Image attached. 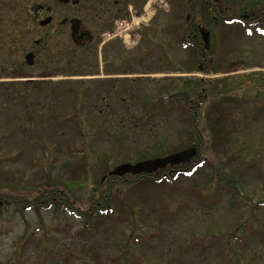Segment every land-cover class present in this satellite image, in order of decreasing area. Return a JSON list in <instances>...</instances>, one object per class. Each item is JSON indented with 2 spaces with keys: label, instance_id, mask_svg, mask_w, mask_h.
Listing matches in <instances>:
<instances>
[{
  "label": "rangeland",
  "instance_id": "1",
  "mask_svg": "<svg viewBox=\"0 0 264 264\" xmlns=\"http://www.w3.org/2000/svg\"><path fill=\"white\" fill-rule=\"evenodd\" d=\"M200 1L128 0L104 29L83 4L94 41L77 46L69 26L45 36L70 11L58 0H0V193L11 199L0 264H264V0L208 1L262 28ZM189 15L210 33L207 72L186 43ZM113 29L123 36L101 38ZM201 77L217 94L202 107L213 139L199 148L178 107ZM149 95L163 105L149 111ZM190 148L188 163L207 162L171 180L122 179L109 214L24 205L48 182L87 209L118 166Z\"/></svg>",
  "mask_w": 264,
  "mask_h": 264
},
{
  "label": "trees",
  "instance_id": "2",
  "mask_svg": "<svg viewBox=\"0 0 264 264\" xmlns=\"http://www.w3.org/2000/svg\"><path fill=\"white\" fill-rule=\"evenodd\" d=\"M208 1L211 0H201L200 2L205 5L206 10L211 12H216L215 4L208 3ZM217 2L219 1L217 0ZM222 10L220 13L219 12L216 13L220 14V17H224V20L226 19V22L233 23L236 21L237 22L240 21L244 23L246 26L249 24L250 26H256L257 28L260 27L262 28L260 22H258L259 20L251 21V19H248L247 17L239 18L235 16L234 17L225 16L226 14L222 12ZM188 19H189L190 34L188 39H186L187 41L186 43L188 45H193L196 47V53L198 52L197 58L200 60V62L203 61L201 66L205 67L204 69H200V70L207 72L206 69L208 68L207 63L209 60L206 58L207 55L204 54L207 51L204 47V44L200 41L201 38L200 36H198L197 26L193 25L194 23L192 22V20L194 19V17L189 15ZM196 34L197 36H195ZM124 59L125 58H120L119 62H121ZM192 83L189 82V86H190L189 90L181 94V97L179 99L180 102H179L178 110L180 111L181 118L184 119L185 123L187 122L190 123L188 131L186 129V132H188L190 134V137L193 138L192 139L193 143L200 148L202 146L209 145V143L213 139V132L210 129H208V126L203 122L204 121L203 114H205V112H204V108L202 107H204V103L209 97L211 98L212 96H215L217 93L216 94L214 92L211 93L210 91L213 85L212 79L209 78L203 79L201 77L195 79V82ZM176 97L177 96L174 95L169 96V94L166 96V98H171L172 100L177 99ZM144 100L146 101V104H148L149 111H153L154 108L159 107V105H163V103L159 104V102L161 101V97L159 95L155 99L151 98L149 95ZM148 151L149 149L147 150V152ZM199 151L202 152V150ZM138 153L141 154L143 152L139 151ZM144 155L145 154H141V157H143ZM161 157H163V155ZM205 162L207 161L203 160L202 162H200L198 160L194 162L191 161L190 163L181 164V165H175L169 163L162 168H158L157 170L151 172H142L139 174L128 173L126 175H119L112 173L114 170L110 171L104 177V180L101 181L100 193L98 194V196L87 202L89 204L87 209L86 208L84 209L80 204H78L76 199L69 198V196L65 194L64 190H60L55 184H51L48 182L44 183L43 185H40L39 188L37 187L33 189H27V193L29 194L31 193L33 198L32 200L29 201L30 204L28 203L24 204L23 201H20V203L26 205L25 207H27L28 209L31 208L35 209V206L46 208V207H50L53 204H59L62 206V208L65 211L70 212L71 214L75 215L78 218L86 217L88 219H91L94 217H99L101 215L109 214L112 211L111 202L112 199L122 191V187L120 185L122 179L124 181L122 183H125V181H134V180L138 181L148 178L156 181H160L164 179L171 180L178 178L180 174H187L189 172L191 173L194 168ZM126 163L133 164L131 162H126ZM8 200L11 199L5 197V195L0 193V205L5 204V202ZM237 239L240 242H243L242 237Z\"/></svg>",
  "mask_w": 264,
  "mask_h": 264
},
{
  "label": "flooded vegetation",
  "instance_id": "3",
  "mask_svg": "<svg viewBox=\"0 0 264 264\" xmlns=\"http://www.w3.org/2000/svg\"><path fill=\"white\" fill-rule=\"evenodd\" d=\"M58 1L65 7H68L70 11H67L64 17H62L61 20L56 22V26H52L53 30L51 32L45 33L46 38L52 36L54 33L58 31H61L63 27L69 26L70 32H71V38L73 42L75 43V45L84 46L86 44L91 45L92 42L94 41V36H93L92 31L86 27V22H85L86 14L81 13L80 12L81 10H78L80 6L84 4V7L88 13V16H92L96 20L97 25H99L100 28L104 29V27H107L109 23H111L115 18H119L123 16V9L126 5L125 2L128 0H114V1L112 0H66V1L58 0ZM129 1L133 2L135 0H129ZM44 15H45L44 19L49 16L53 17L52 21L49 24H47L46 26H43L44 28H47L48 26L54 23V16L50 14L47 9L42 12L41 18ZM76 19L79 20L80 22L75 21ZM201 26L203 25L202 24L197 25V29L198 27L200 28ZM113 30L109 31L110 35L107 34V31L103 32L101 35V38L103 36L105 37V39L114 38L115 35H113ZM73 31L75 33L74 36L72 35ZM129 35L130 37L132 36V34H129ZM195 36H197V34ZM198 36H200L199 30H198ZM38 43H39V40L36 41V44ZM106 43H107V40H104L101 46L103 47ZM35 51L36 49L33 48L29 52H33L35 55ZM114 71L118 73V70L116 68Z\"/></svg>",
  "mask_w": 264,
  "mask_h": 264
},
{
  "label": "water",
  "instance_id": "4",
  "mask_svg": "<svg viewBox=\"0 0 264 264\" xmlns=\"http://www.w3.org/2000/svg\"><path fill=\"white\" fill-rule=\"evenodd\" d=\"M61 1H66V0H61ZM52 19H53L52 16L46 17L45 19H42L40 21V25L46 26L52 21ZM75 21L80 22L77 19ZM199 31L203 38V41L205 42V46L208 47L210 33L204 30L203 27H200ZM74 34L75 33L73 31L72 35L74 36ZM26 62L30 65H32L35 62V55L33 52H29L26 55ZM193 155H194V149L190 148L188 150H184L177 154H172L167 157L157 158L153 160L141 161L134 165L126 163L125 165L118 166L112 173L122 175L124 173L139 174L142 172H151L158 168H162L169 163L170 164H180V163L188 162L190 160V157Z\"/></svg>",
  "mask_w": 264,
  "mask_h": 264
},
{
  "label": "bare ground",
  "instance_id": "5",
  "mask_svg": "<svg viewBox=\"0 0 264 264\" xmlns=\"http://www.w3.org/2000/svg\"><path fill=\"white\" fill-rule=\"evenodd\" d=\"M151 13H149V15H150ZM140 23V19H136L135 20V24H139ZM126 38H127V40L126 41H129V38H130V35L129 34H126Z\"/></svg>",
  "mask_w": 264,
  "mask_h": 264
},
{
  "label": "built area",
  "instance_id": "6",
  "mask_svg": "<svg viewBox=\"0 0 264 264\" xmlns=\"http://www.w3.org/2000/svg\"><path fill=\"white\" fill-rule=\"evenodd\" d=\"M123 25V24H122ZM110 35V34H109Z\"/></svg>",
  "mask_w": 264,
  "mask_h": 264
}]
</instances>
